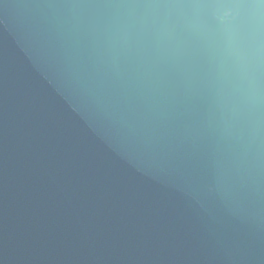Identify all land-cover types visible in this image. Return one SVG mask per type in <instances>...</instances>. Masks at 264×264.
Listing matches in <instances>:
<instances>
[{
	"label": "water",
	"instance_id": "95a60500",
	"mask_svg": "<svg viewBox=\"0 0 264 264\" xmlns=\"http://www.w3.org/2000/svg\"><path fill=\"white\" fill-rule=\"evenodd\" d=\"M0 264H264V0H0Z\"/></svg>",
	"mask_w": 264,
	"mask_h": 264
}]
</instances>
